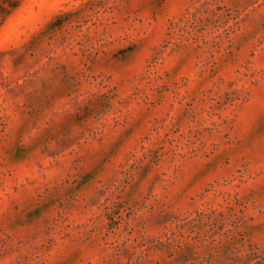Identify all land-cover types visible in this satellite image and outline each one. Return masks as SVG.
<instances>
[{
    "label": "rangeland",
    "instance_id": "374dc122",
    "mask_svg": "<svg viewBox=\"0 0 264 264\" xmlns=\"http://www.w3.org/2000/svg\"><path fill=\"white\" fill-rule=\"evenodd\" d=\"M0 264H264V0H0Z\"/></svg>",
    "mask_w": 264,
    "mask_h": 264
},
{
    "label": "trees",
    "instance_id": "16d2710c",
    "mask_svg": "<svg viewBox=\"0 0 264 264\" xmlns=\"http://www.w3.org/2000/svg\"><path fill=\"white\" fill-rule=\"evenodd\" d=\"M190 14H192V12H189Z\"/></svg>",
    "mask_w": 264,
    "mask_h": 264
}]
</instances>
